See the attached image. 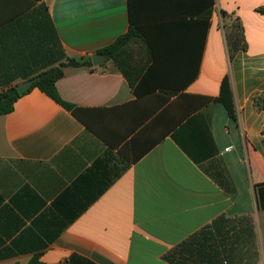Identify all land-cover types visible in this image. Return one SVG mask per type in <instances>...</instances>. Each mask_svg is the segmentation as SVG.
Listing matches in <instances>:
<instances>
[{
	"label": "crops",
	"instance_id": "0c3cea01",
	"mask_svg": "<svg viewBox=\"0 0 264 264\" xmlns=\"http://www.w3.org/2000/svg\"><path fill=\"white\" fill-rule=\"evenodd\" d=\"M264 0H0V90L140 27L0 115V264H264ZM209 16L207 17V15ZM208 19L209 27L204 23ZM244 29L231 52L227 30ZM17 76L3 86V78ZM32 79V78H31ZM228 81L232 118L222 102Z\"/></svg>",
	"mask_w": 264,
	"mask_h": 264
},
{
	"label": "trees",
	"instance_id": "16d2710c",
	"mask_svg": "<svg viewBox=\"0 0 264 264\" xmlns=\"http://www.w3.org/2000/svg\"><path fill=\"white\" fill-rule=\"evenodd\" d=\"M259 12L264 14V8L258 9ZM209 14L207 15V17ZM206 29L209 27V21L206 19L204 22ZM228 43L232 53H235L239 49H245V36L244 29L240 23H233L227 30ZM141 39L146 42V39L142 33L140 27L131 26L127 33L117 38L111 45L101 49L97 54L104 55L107 60H112L118 69L123 73L132 87H135L138 77L141 75V67L134 63L133 49L131 44L136 40ZM92 59L90 57L83 59L68 58L66 62L61 63L60 66H52L44 71H41L37 75L23 76L24 80L31 79L39 76V79L33 84V86L27 91L30 92L34 88H39L42 92L50 96L58 104L66 109H72V105L61 99L57 88L56 82L65 75V68L73 67H93ZM17 76H6L3 78V86L11 83ZM7 89L0 90V115L7 114L13 111L15 102L27 92L20 94L17 90V85H8ZM218 102H222L228 110L230 116L234 118V106L232 100L231 90L229 88L228 81L225 79L222 84L221 94L217 98ZM259 204L264 208V185L259 186ZM198 233L191 236L189 241H194ZM189 241H185L178 245L171 253L167 254L165 258L173 264H184L181 259V253L183 254L184 247H186ZM28 264H46L40 260V258L34 257Z\"/></svg>",
	"mask_w": 264,
	"mask_h": 264
},
{
	"label": "water",
	"instance_id": "95a60500",
	"mask_svg": "<svg viewBox=\"0 0 264 264\" xmlns=\"http://www.w3.org/2000/svg\"><path fill=\"white\" fill-rule=\"evenodd\" d=\"M91 59H92L93 65L98 66V65H101L105 60H107V57L104 55H100V54L95 53L91 56ZM38 79H39V76L34 77L32 79H29V80L17 85L18 92L20 94L27 92Z\"/></svg>",
	"mask_w": 264,
	"mask_h": 264
}]
</instances>
